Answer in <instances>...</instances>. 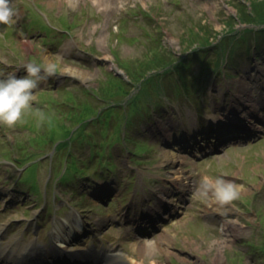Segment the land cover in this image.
I'll return each instance as SVG.
<instances>
[{"label":"rangeland","instance_id":"obj_1","mask_svg":"<svg viewBox=\"0 0 264 264\" xmlns=\"http://www.w3.org/2000/svg\"><path fill=\"white\" fill-rule=\"evenodd\" d=\"M13 6L14 21L0 26V77L7 76L2 70L8 65L15 66L10 73L24 75L27 55L42 65L54 60L58 70L33 90L34 97L44 93L37 96V110L13 126L0 124V264L30 255L27 248L47 246L51 232L77 214L89 225L76 241L95 251L115 250L121 264H214L218 250L221 264H264V134L198 159L176 152L170 164L163 156L176 133L192 123L203 129L208 119L220 117L214 106L264 96L263 74L249 69L257 57L248 53L264 56V19L248 24L243 14L264 8V0H14ZM12 40L18 59L9 50ZM22 41L32 49L26 52ZM180 59L186 63L182 71L176 70ZM226 59L227 69L223 64L206 70ZM155 61L175 67L154 73ZM77 70L86 79L70 74ZM146 73L161 80L148 77L137 93L134 86ZM30 152L38 160L24 170L21 183L41 197L13 190L23 169L14 165L22 167L31 159L20 160L22 154ZM175 174L193 190L185 193L182 212L148 237L155 243L148 247L141 242L147 236L132 231L131 218L164 193L172 178L179 180ZM203 175H233L225 179L240 186L239 198L221 205L201 196ZM195 213L205 225L189 220ZM225 222L239 227L222 231Z\"/></svg>","mask_w":264,"mask_h":264},{"label":"clouds","instance_id":"obj_2","mask_svg":"<svg viewBox=\"0 0 264 264\" xmlns=\"http://www.w3.org/2000/svg\"><path fill=\"white\" fill-rule=\"evenodd\" d=\"M13 3L14 0H0V24L14 21L16 9ZM23 68L24 75L13 72L0 77V124L13 126L22 118L23 111L31 107L33 90L40 86L42 80L56 74L58 64L54 60L46 65L27 62ZM199 184L201 196L214 197L215 202L221 205H227L240 196V186L223 176L203 175Z\"/></svg>","mask_w":264,"mask_h":264},{"label":"bare ground","instance_id":"obj_3","mask_svg":"<svg viewBox=\"0 0 264 264\" xmlns=\"http://www.w3.org/2000/svg\"><path fill=\"white\" fill-rule=\"evenodd\" d=\"M70 1V0H69ZM102 1H105V0H102ZM23 46L27 49V50H31V45L29 44V43H26V42H23ZM68 70H70V71H72L71 69H68ZM259 71H258V73H260V74H262V73H264V68H260V69H258ZM68 72V71H67ZM70 74H72L73 76H76L77 78H79L80 80H82V79H86L85 78V76H84V72H80L79 70H77V71H74V73L72 72H70ZM33 99V98H32ZM192 140L188 143H186L185 142V144L182 142L181 144L180 143H177L176 145H174V146H172V147H170L169 149H168V151L166 152L165 151V153L163 154V156H164V159H165V161H168L170 164H172L173 163V158H175L177 155L175 154L177 151L176 150H178V149H181V148H184L185 146H187L188 144H190V145H193V143H195V142H197L195 139H193V138H191ZM228 144V143H227ZM207 144L206 143H204V144H202L201 146H206ZM197 153V152H196ZM170 172V171H169ZM174 173H177L176 171L174 172ZM175 177H180V179L182 180V177H181V175L180 174H175L174 175ZM165 199V197H162V200H164ZM171 200H175L174 198L173 199H171ZM163 202V201H162ZM175 206L176 207H182V201L181 200H177V202H175ZM228 211L230 212V211H234V210H229L228 209ZM157 212H159V211H157ZM225 212L227 213V210H225ZM155 217H156V215H155ZM163 218H165V217H163ZM232 225L234 226V225H236V223L235 222H233V223H228V222H225V223H223L222 224V230L223 231H226L228 228H230V227H232ZM139 235V234H138ZM225 237H227L228 238V233L227 234H225L224 235ZM56 241L58 242V246L59 247H64V245L62 244V243H60V242H63V241H61L62 239H63V235H59V237H56ZM234 239V238H233ZM233 239H231V240H229V241H232ZM142 241H143V244L144 245H146V246H148V247H155L154 245H155V243H154V241L153 240H150V239H148V238H145V239H142ZM160 241V240H159ZM82 249V248H81ZM108 252V251H107ZM113 252V251H112ZM109 253V252H108ZM118 253L116 252V253H114V254H110V255H108L109 257L111 256V259L110 260H108L109 262L107 263V264H119V262H118ZM217 257L215 258V259H213V261H214V264H221V254H220V250H218L217 251V255H216ZM113 257V258H112ZM133 262H135L136 263V261L134 260ZM152 264H158L157 262H153Z\"/></svg>","mask_w":264,"mask_h":264},{"label":"trees","instance_id":"obj_4","mask_svg":"<svg viewBox=\"0 0 264 264\" xmlns=\"http://www.w3.org/2000/svg\"><path fill=\"white\" fill-rule=\"evenodd\" d=\"M256 2V1H255ZM251 7H253V5L251 6ZM243 14H244V17H246V18H248L249 19V22H247L248 24L249 23H256L257 25L259 24V22L261 21V20H263L264 19V8H263V6L262 7H258V9H255V11H253V10H251V12L250 13H246L245 11L243 12ZM254 15L253 17L254 18H252V19H250L251 17H252V15ZM261 19V20H260ZM259 20V21H258ZM248 21V20H247ZM264 21V20H263ZM249 30H247V32H248ZM254 33V39H255V41H257V39H258V37H256V36H258L257 34H260L261 32H258L257 33V31L256 32H253ZM260 38V37H259Z\"/></svg>","mask_w":264,"mask_h":264}]
</instances>
